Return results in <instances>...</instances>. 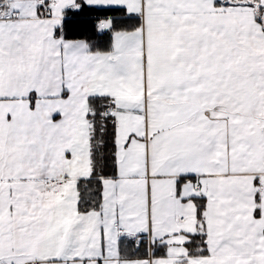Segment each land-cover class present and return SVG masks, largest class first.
<instances>
[{"label": "snow or ice", "instance_id": "snow-or-ice-1", "mask_svg": "<svg viewBox=\"0 0 264 264\" xmlns=\"http://www.w3.org/2000/svg\"><path fill=\"white\" fill-rule=\"evenodd\" d=\"M0 264H264V0H0Z\"/></svg>", "mask_w": 264, "mask_h": 264}]
</instances>
